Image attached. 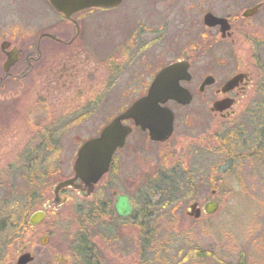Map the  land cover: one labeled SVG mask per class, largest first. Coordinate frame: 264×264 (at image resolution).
<instances>
[{
	"label": "flooded vegetation",
	"instance_id": "1",
	"mask_svg": "<svg viewBox=\"0 0 264 264\" xmlns=\"http://www.w3.org/2000/svg\"><path fill=\"white\" fill-rule=\"evenodd\" d=\"M130 1L125 5L128 0H124L118 7L106 10L110 12L125 6L123 17L117 18L114 26L105 24L103 36L95 33L89 37L90 14L96 10H87L68 19L56 12L47 0L57 21L39 34L36 44L23 48L10 45L8 51L20 50L19 61L14 66L6 69L7 55L1 51L4 60L0 65V109L5 104H12L13 98H8L5 93L12 91L15 84L29 85L32 91L54 100L56 106H60L62 100L82 99L87 91L89 96L84 104L65 118L61 114L51 113L45 128L55 133V140H49L46 144L54 146L56 153L61 146L62 133L77 128L82 131L94 128L97 131L94 136L78 142L77 155L87 141L99 137L130 106L146 97L163 69L176 63L184 66L185 72L179 85L190 95V103L183 105L169 101L165 105L174 117L171 136L164 142L153 141L148 130L136 127L131 119L123 120L122 125L131 128V132L125 145L115 153L108 173L95 185L90 195L85 189L74 190L81 199H90L91 226L132 223L130 225L136 227L140 224L133 220L136 209L133 197L115 187V183L103 185L105 187L100 195L103 199L94 201L95 192L106 176L115 175L116 179L123 180L134 171L133 165L143 163L156 166L152 174L145 176L151 180L164 174L166 171H160V165L164 166L167 161L177 158L180 151L189 154L200 152L199 155L215 160L222 158L223 154L224 163L264 158V0H189V3L187 0H179L180 3L158 0L157 3H150L154 13L151 26L138 19V11L148 4L140 2L142 0ZM184 2L192 10L187 15L190 20L188 26L195 28V31L198 29V38L184 49L182 56L165 60L158 54V49L165 44L162 37L168 35L166 28L170 29L173 24L172 19L164 13L171 11L173 14L174 4L180 6ZM207 14L222 22L215 26L208 25L205 22ZM114 29L118 30V37L123 38L122 44L116 42L118 37L111 35ZM93 37L97 42L102 40L107 44L102 49L93 46ZM148 53L150 55L146 56ZM121 80H126L125 88L116 96L121 102H118L116 109H112L111 90ZM127 98L128 103L125 102ZM102 106L107 107L108 112L101 117ZM178 110L184 114L181 115ZM12 123L13 114L7 110L0 117V128L7 130ZM181 123L185 125V132L178 134ZM240 143L253 153L234 155ZM155 158L157 164L151 162ZM221 166L222 162L218 164L222 170ZM186 173L190 185L191 175ZM65 190L59 192L58 203H55L52 193L53 198L45 200L42 208L57 213L70 201L69 197L62 195ZM211 193L215 195L217 191L212 190ZM117 195L130 198L133 211L126 219L116 214ZM194 203H197L201 218L206 214L205 204L201 208L198 201L191 204ZM105 216L107 221L103 220ZM54 264H68V260L55 256Z\"/></svg>",
	"mask_w": 264,
	"mask_h": 264
},
{
	"label": "rangeland",
	"instance_id": "2",
	"mask_svg": "<svg viewBox=\"0 0 264 264\" xmlns=\"http://www.w3.org/2000/svg\"><path fill=\"white\" fill-rule=\"evenodd\" d=\"M130 2L128 0L125 5ZM140 2L148 5H143L138 11V19L151 26L154 13L150 3L158 0ZM175 2L180 3L179 0ZM187 6V2L180 6L174 4L173 14L160 11L169 16L173 24L170 29L166 28L168 35L162 37L165 44L158 49V54L165 60L182 56L184 49L198 38V29L195 31L188 26L190 20L187 15L192 10ZM124 7L110 12L96 10L90 14L87 36L95 33L103 36L105 24L114 26L118 22L116 19L123 17ZM53 13L47 0H0V65L4 60L2 42L22 48L36 44L39 34L57 21ZM108 28L111 30V26ZM111 35L118 37V30L114 29ZM122 39L120 36L116 42L122 44ZM91 43L101 49L107 44L102 40L97 42L95 37ZM125 81L121 80L112 87L110 108L116 109L121 102L116 96L125 88ZM28 86L15 84L12 91L5 93L8 98H13L12 104H5L0 109V117L7 110L13 114L10 127L7 130L0 128V208L5 201L12 200V194L15 198L18 193L29 190L26 178L30 179V176L25 170L29 169L30 156H34L36 162L32 166L37 167L33 171L38 176L47 174L36 191V200L39 199L33 207L32 211H35L42 208L45 200L53 198V185L73 177L78 142L89 139L97 131L94 128L90 131L77 128L62 133L61 146L56 153L54 146L46 144L55 140L54 131L45 130L49 115L57 113L65 118L84 104L89 94L86 91L82 99L62 100L60 106H56L54 100L44 98ZM125 102L128 103L129 98ZM100 111L102 117L108 109L102 106ZM178 112L184 114L183 111ZM181 124L178 134L185 132V125ZM199 153L180 151L177 158L166 163L162 160L165 165H160L159 170L166 172L156 179L145 178L155 171L156 166L141 163L133 165L134 171L123 180L116 179L115 175L102 180L94 201L102 198V189L112 182L115 187L129 193L136 205L148 184L154 180L174 175L187 179L185 174L188 172L190 185L186 180L176 200L169 206L154 209L148 221L139 222L137 227L131 226L132 223H114L113 227L91 226L90 199H81L73 189H66L62 195L70 198L69 203L55 214L49 212L42 225L31 228L28 224L18 238L7 239L9 243L0 252V264H16L24 247H28V252L34 257L30 264H54L55 256L67 259L68 264H264V158L224 163L223 154L222 158L215 160ZM239 153L253 152L240 143L234 155ZM151 162L157 164L156 158ZM220 162L222 170L218 167ZM212 190L217 193L212 195ZM193 201H198L201 208L208 201H217L219 209L213 215L205 214L195 219L187 215ZM1 212L8 213V207L5 206ZM103 220L107 221V217ZM44 236H49L46 245L41 244ZM84 251L85 256L82 254Z\"/></svg>",
	"mask_w": 264,
	"mask_h": 264
},
{
	"label": "water",
	"instance_id": "3",
	"mask_svg": "<svg viewBox=\"0 0 264 264\" xmlns=\"http://www.w3.org/2000/svg\"><path fill=\"white\" fill-rule=\"evenodd\" d=\"M52 7L66 18L91 8L113 9L119 6L123 0H49ZM205 22L210 26L218 25L222 20L207 14ZM11 43L4 41L1 44V51L7 55L5 62L6 69L14 66L19 61L20 50L8 51ZM185 72L182 64H172L163 69L151 85L148 95L136 101L122 115L116 118L107 126L98 138L86 142L78 152L73 169L75 176L71 179L61 181L53 186L55 203L60 201L59 192L65 188L75 190H87L88 195L93 191L95 185L109 171L114 154L121 149L131 132V128L122 125L123 120H133L135 126L148 130L153 141H166L172 134L174 117L173 113L164 105L168 101H176L186 105L190 103V95L179 85L180 79ZM81 183H77V181ZM66 202V200L64 201ZM219 209L218 202H208L204 206L207 215H213ZM116 214L126 219L130 217L133 207L130 198L125 195H117L115 201ZM188 216L198 219L200 210L197 203L190 206ZM46 218V209L32 214L29 220L31 228L41 225ZM49 237L44 236L42 245L48 243ZM34 257L24 247L22 254L16 264H29Z\"/></svg>",
	"mask_w": 264,
	"mask_h": 264
},
{
	"label": "trees",
	"instance_id": "4",
	"mask_svg": "<svg viewBox=\"0 0 264 264\" xmlns=\"http://www.w3.org/2000/svg\"><path fill=\"white\" fill-rule=\"evenodd\" d=\"M30 158L29 162L31 163H28L29 169L27 171L25 170L30 176V179L26 178L28 179L26 185L29 190L18 193L15 198L14 194H12V200L8 202L5 201L3 207L0 208V252L2 251L1 249H5L7 243H9L7 239H12L13 237L14 239L18 238L21 231H24V228L28 225V218L32 212H34L32 211L33 207L39 199L36 200V191L40 184H42L41 181H43L47 175L43 173L38 176L33 171L37 165L32 166L33 162H36V157L30 156ZM183 184H186V178L177 177V175L167 176L158 179V181L154 180L152 184H148V189L139 197V204H136L133 220L144 223L153 216L152 213L154 209L172 204L180 195V187H182ZM5 206L6 208L8 207V213L1 212ZM82 254L85 256L86 252L84 251Z\"/></svg>",
	"mask_w": 264,
	"mask_h": 264
}]
</instances>
